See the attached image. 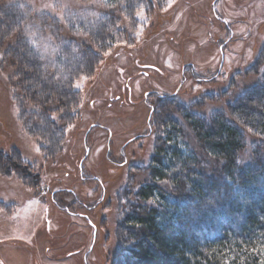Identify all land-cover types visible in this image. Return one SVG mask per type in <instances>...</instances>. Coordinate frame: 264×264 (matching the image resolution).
I'll use <instances>...</instances> for the list:
<instances>
[{"label":"rangeland","instance_id":"rangeland-1","mask_svg":"<svg viewBox=\"0 0 264 264\" xmlns=\"http://www.w3.org/2000/svg\"><path fill=\"white\" fill-rule=\"evenodd\" d=\"M113 3L3 0L0 7H21L43 72L68 82L61 70L80 58L67 37L106 19ZM130 9L108 27L112 38L92 70L70 80V115L60 119L61 111L45 108L60 123L54 128L38 119L39 96L25 92L24 78L0 48V264H118L129 246L118 224L129 191L150 182L146 167L164 136V123L155 120L163 109L158 97L178 90L171 99L190 107L206 91L228 89L229 100L263 79L262 62L258 74L252 69L264 56V0H131ZM15 39L12 33L6 41ZM214 74L213 83L196 81ZM222 102L190 111L206 116ZM179 113L175 119L191 134ZM45 129L48 136L41 135ZM191 136L184 140L195 148ZM13 162L17 170L8 167Z\"/></svg>","mask_w":264,"mask_h":264},{"label":"trees","instance_id":"trees-1","mask_svg":"<svg viewBox=\"0 0 264 264\" xmlns=\"http://www.w3.org/2000/svg\"><path fill=\"white\" fill-rule=\"evenodd\" d=\"M120 3L123 10L115 11ZM111 8L104 13L106 19L91 21L80 37H67L80 58L62 68L68 82L43 72L25 32L21 7L0 9L2 59L17 66L18 77H23L27 86L25 92L39 96L37 104L42 112L38 119L47 121L51 128L60 123L47 118L45 108L61 111L60 119L70 115L69 103L75 98L68 87L70 80L92 70L100 60V49L112 38L108 27L114 28L120 11L130 12L131 0H114ZM12 33L16 35L14 42L6 41ZM257 62L258 67L251 68L254 75L262 69L261 62L264 67V56ZM262 74L260 82L229 100L225 88L206 91L193 100L190 107H200L207 100L224 102L206 116L193 114L187 100L174 101L178 90L158 97L163 109L159 108L155 120L164 123V136L156 138L151 163L146 167L150 182L129 191V208L118 223L129 246H125V254H118V264H264V70ZM217 76L198 77L196 81L213 83ZM153 111L151 107L150 118ZM176 112L191 134L175 119ZM41 132L49 135L46 129ZM188 134L195 148L184 140ZM13 164L8 163V167L14 169ZM18 172L24 173L23 169Z\"/></svg>","mask_w":264,"mask_h":264},{"label":"snow or ice","instance_id":"snow-or-ice-1","mask_svg":"<svg viewBox=\"0 0 264 264\" xmlns=\"http://www.w3.org/2000/svg\"><path fill=\"white\" fill-rule=\"evenodd\" d=\"M108 53H105V55H107Z\"/></svg>","mask_w":264,"mask_h":264}]
</instances>
